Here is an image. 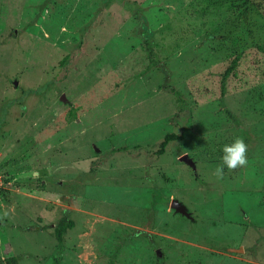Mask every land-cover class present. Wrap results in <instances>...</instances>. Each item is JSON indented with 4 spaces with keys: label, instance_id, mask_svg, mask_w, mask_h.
Segmentation results:
<instances>
[{
    "label": "rangeland",
    "instance_id": "obj_1",
    "mask_svg": "<svg viewBox=\"0 0 264 264\" xmlns=\"http://www.w3.org/2000/svg\"><path fill=\"white\" fill-rule=\"evenodd\" d=\"M208 4L0 0V264H264V11Z\"/></svg>",
    "mask_w": 264,
    "mask_h": 264
},
{
    "label": "trees",
    "instance_id": "obj_2",
    "mask_svg": "<svg viewBox=\"0 0 264 264\" xmlns=\"http://www.w3.org/2000/svg\"><path fill=\"white\" fill-rule=\"evenodd\" d=\"M209 4L205 8L202 9V12L208 11L209 7L214 8L218 13L220 12H232V11H237V10H242L245 12L249 9L251 5L255 6L259 11L261 10L262 12L264 11V6L259 0H208ZM152 39V34L149 35L145 39L146 43V49L147 53L149 56V68L158 65L159 60L154 57V51H153V43L151 41ZM256 48L260 50V52L264 53V41L261 43L256 44ZM68 59V58H67ZM240 60V57L237 56L233 59L232 63L227 67V69L224 71V77H227L232 71H234L235 66L237 65L238 61ZM176 93V91H175ZM181 138L180 135H177L174 132L167 133L161 142L158 144V149L156 150V153L159 155H162L166 147L169 145L171 141L177 140ZM139 148L142 146H138ZM116 151H130L127 146H122L118 148ZM73 227V221L69 220L66 217H63L59 223L57 224L55 228V237L58 240V242L62 243L64 240V235L66 231L69 228ZM7 263L9 264H14L18 261V257L15 258H8Z\"/></svg>",
    "mask_w": 264,
    "mask_h": 264
},
{
    "label": "clouds",
    "instance_id": "obj_3",
    "mask_svg": "<svg viewBox=\"0 0 264 264\" xmlns=\"http://www.w3.org/2000/svg\"><path fill=\"white\" fill-rule=\"evenodd\" d=\"M222 164L217 168L218 174H223L224 167L236 169L248 163L247 144L242 137L235 138L222 147Z\"/></svg>",
    "mask_w": 264,
    "mask_h": 264
},
{
    "label": "water",
    "instance_id": "obj_4",
    "mask_svg": "<svg viewBox=\"0 0 264 264\" xmlns=\"http://www.w3.org/2000/svg\"><path fill=\"white\" fill-rule=\"evenodd\" d=\"M181 159L194 165L193 161L191 159H189L186 155L182 156ZM172 204H173V207L176 209L177 212H180V213H183V214H186L187 216H189L185 210V206L183 204H181L178 200H174ZM230 249L234 250V251L238 250V249H232V248H230Z\"/></svg>",
    "mask_w": 264,
    "mask_h": 264
}]
</instances>
